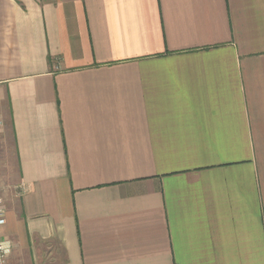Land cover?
<instances>
[{
    "label": "crops",
    "instance_id": "obj_1",
    "mask_svg": "<svg viewBox=\"0 0 264 264\" xmlns=\"http://www.w3.org/2000/svg\"><path fill=\"white\" fill-rule=\"evenodd\" d=\"M9 264H264V0H0Z\"/></svg>",
    "mask_w": 264,
    "mask_h": 264
},
{
    "label": "built area",
    "instance_id": "obj_2",
    "mask_svg": "<svg viewBox=\"0 0 264 264\" xmlns=\"http://www.w3.org/2000/svg\"><path fill=\"white\" fill-rule=\"evenodd\" d=\"M2 125V118L0 116V127ZM6 208L0 194V228L5 223ZM11 242L8 238L0 234V264H9V256L11 254Z\"/></svg>",
    "mask_w": 264,
    "mask_h": 264
}]
</instances>
